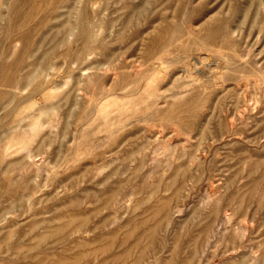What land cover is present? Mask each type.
<instances>
[{
	"label": "rangeland",
	"instance_id": "1",
	"mask_svg": "<svg viewBox=\"0 0 264 264\" xmlns=\"http://www.w3.org/2000/svg\"><path fill=\"white\" fill-rule=\"evenodd\" d=\"M0 264H264V0H0Z\"/></svg>",
	"mask_w": 264,
	"mask_h": 264
},
{
	"label": "bare ground",
	"instance_id": "2",
	"mask_svg": "<svg viewBox=\"0 0 264 264\" xmlns=\"http://www.w3.org/2000/svg\"><path fill=\"white\" fill-rule=\"evenodd\" d=\"M13 146H18V145H13ZM9 147H10V146H9ZM11 147H12V145H11ZM11 147H10V148H11ZM10 148H9V149H10ZM14 148H15V147H14ZM17 149H18V148H16V150H17ZM21 149H22V147H21ZM25 151H26V150H25ZM9 152H12V151H9ZM29 152L31 153V151H29ZM27 153H28V152H27ZM27 153H26V155H27ZM23 154H24V153H23ZM24 155H25V154H24ZM27 156H28V155H27ZM28 158H30V157H28ZM30 160H31V159H30Z\"/></svg>",
	"mask_w": 264,
	"mask_h": 264
}]
</instances>
